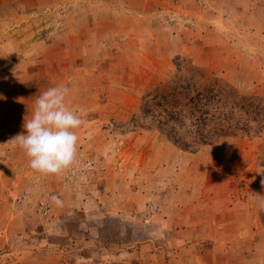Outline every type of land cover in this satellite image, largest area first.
Masks as SVG:
<instances>
[{
  "label": "rangeland",
  "instance_id": "rangeland-1",
  "mask_svg": "<svg viewBox=\"0 0 264 264\" xmlns=\"http://www.w3.org/2000/svg\"><path fill=\"white\" fill-rule=\"evenodd\" d=\"M224 85L264 105V0H0V264H264V128L159 123ZM54 86L84 124L44 176L11 141Z\"/></svg>",
  "mask_w": 264,
  "mask_h": 264
},
{
  "label": "trees",
  "instance_id": "trees-1",
  "mask_svg": "<svg viewBox=\"0 0 264 264\" xmlns=\"http://www.w3.org/2000/svg\"><path fill=\"white\" fill-rule=\"evenodd\" d=\"M190 91H194V95L184 110L164 108L162 112L166 117L161 114L159 121L161 125L173 124L170 138L182 150L194 152L197 147L213 145L222 137L236 136L239 131L250 133L253 123L259 129L264 128L263 103L246 99L231 86L203 89L191 86ZM181 128L183 134H179Z\"/></svg>",
  "mask_w": 264,
  "mask_h": 264
},
{
  "label": "clouds",
  "instance_id": "clouds-1",
  "mask_svg": "<svg viewBox=\"0 0 264 264\" xmlns=\"http://www.w3.org/2000/svg\"><path fill=\"white\" fill-rule=\"evenodd\" d=\"M70 91L67 86H54L36 96L31 117L23 125L26 134L11 141L24 151L29 167L40 175L60 174L76 161L77 130L84 120L79 115L83 109H73L66 102ZM261 185L264 187V180Z\"/></svg>",
  "mask_w": 264,
  "mask_h": 264
}]
</instances>
